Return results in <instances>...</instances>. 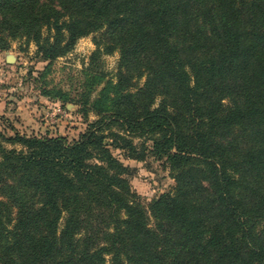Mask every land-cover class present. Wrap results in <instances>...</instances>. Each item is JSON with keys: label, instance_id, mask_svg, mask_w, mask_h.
Segmentation results:
<instances>
[{"label": "trees", "instance_id": "16d2710c", "mask_svg": "<svg viewBox=\"0 0 264 264\" xmlns=\"http://www.w3.org/2000/svg\"><path fill=\"white\" fill-rule=\"evenodd\" d=\"M96 33L79 138L0 134V264H264V0H0V50ZM113 150L174 190L146 208Z\"/></svg>", "mask_w": 264, "mask_h": 264}, {"label": "rangeland", "instance_id": "374dc122", "mask_svg": "<svg viewBox=\"0 0 264 264\" xmlns=\"http://www.w3.org/2000/svg\"><path fill=\"white\" fill-rule=\"evenodd\" d=\"M101 38V33L82 37L69 53L52 62L42 60L36 45L24 38L0 50V134L78 139L88 121L96 119L93 112L84 114L79 104L90 79L99 74H104V81L116 79L118 51L102 54L91 64L95 39ZM103 85L97 86L93 95ZM4 143L8 149L21 148ZM113 153L130 168L131 188L146 208L160 194L174 190L175 180L165 160L149 156L139 161L125 157L121 150Z\"/></svg>", "mask_w": 264, "mask_h": 264}]
</instances>
